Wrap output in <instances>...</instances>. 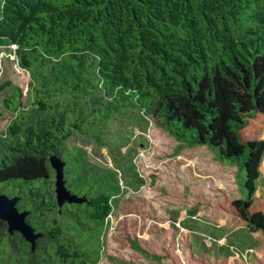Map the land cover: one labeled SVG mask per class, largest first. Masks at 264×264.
Listing matches in <instances>:
<instances>
[{"label":"trees","instance_id":"16d2710c","mask_svg":"<svg viewBox=\"0 0 264 264\" xmlns=\"http://www.w3.org/2000/svg\"><path fill=\"white\" fill-rule=\"evenodd\" d=\"M0 48L29 76L0 82V193L39 234L32 249L0 220V264L102 261L124 187L70 139L109 146L113 124L135 116L243 172V197L190 188L166 203L248 229L247 258H206L184 233L170 264H264V0H0ZM53 156L79 201L59 204Z\"/></svg>","mask_w":264,"mask_h":264},{"label":"rangeland","instance_id":"374dc122","mask_svg":"<svg viewBox=\"0 0 264 264\" xmlns=\"http://www.w3.org/2000/svg\"><path fill=\"white\" fill-rule=\"evenodd\" d=\"M13 59L12 48H0V82L11 77L26 84L27 72L19 69ZM2 94L4 91L0 98ZM133 118L113 124L115 131L108 140L115 142L109 146H100L80 134L70 139V144L86 149L91 161L114 169L124 187L109 217L106 255L99 264H170L165 249L171 250L172 239L184 233L191 235L194 250L206 258H247L255 243L248 229L238 227L224 232V222L206 220L205 210L166 203L176 193L186 195L190 188L205 197H243V172L240 174L235 164L219 161L206 145L190 146L155 123ZM261 169L264 176V162Z\"/></svg>","mask_w":264,"mask_h":264},{"label":"water","instance_id":"95a60500","mask_svg":"<svg viewBox=\"0 0 264 264\" xmlns=\"http://www.w3.org/2000/svg\"><path fill=\"white\" fill-rule=\"evenodd\" d=\"M51 162L56 170L55 186L59 204L62 205L66 201H79L80 199L70 193L63 180L64 163L55 156L51 158ZM17 201L18 197H9L6 194L0 193V220L7 222L9 232H20L31 243L32 249H34L36 238L39 234L26 221L27 211H20L16 205Z\"/></svg>","mask_w":264,"mask_h":264}]
</instances>
